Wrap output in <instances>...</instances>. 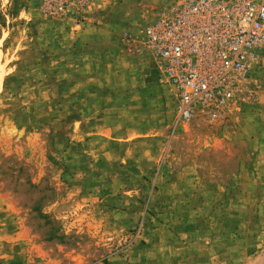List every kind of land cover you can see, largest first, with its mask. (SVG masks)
Segmentation results:
<instances>
[{
    "label": "rangeland",
    "instance_id": "rangeland-1",
    "mask_svg": "<svg viewBox=\"0 0 264 264\" xmlns=\"http://www.w3.org/2000/svg\"><path fill=\"white\" fill-rule=\"evenodd\" d=\"M0 0V264H264V52L179 118L144 29L173 0Z\"/></svg>",
    "mask_w": 264,
    "mask_h": 264
},
{
    "label": "built area",
    "instance_id": "built-area-1",
    "mask_svg": "<svg viewBox=\"0 0 264 264\" xmlns=\"http://www.w3.org/2000/svg\"><path fill=\"white\" fill-rule=\"evenodd\" d=\"M64 0H52L63 8ZM67 1V0H66ZM89 0H75L85 8ZM177 114L226 108L264 52V0H173L144 29Z\"/></svg>",
    "mask_w": 264,
    "mask_h": 264
}]
</instances>
